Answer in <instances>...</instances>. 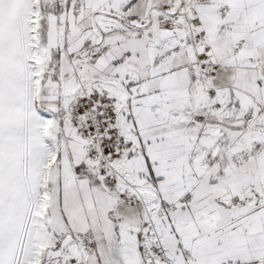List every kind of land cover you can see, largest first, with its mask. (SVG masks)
<instances>
[{
  "label": "snow or ice",
  "instance_id": "6c2138e0",
  "mask_svg": "<svg viewBox=\"0 0 264 264\" xmlns=\"http://www.w3.org/2000/svg\"><path fill=\"white\" fill-rule=\"evenodd\" d=\"M0 264H264V0H0Z\"/></svg>",
  "mask_w": 264,
  "mask_h": 264
}]
</instances>
